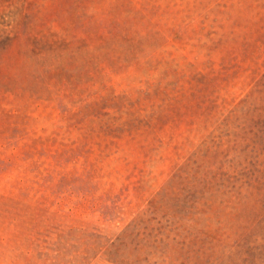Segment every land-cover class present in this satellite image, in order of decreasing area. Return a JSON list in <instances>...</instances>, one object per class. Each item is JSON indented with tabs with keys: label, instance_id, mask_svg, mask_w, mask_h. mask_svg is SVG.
Returning a JSON list of instances; mask_svg holds the SVG:
<instances>
[{
	"label": "rangeland",
	"instance_id": "1",
	"mask_svg": "<svg viewBox=\"0 0 264 264\" xmlns=\"http://www.w3.org/2000/svg\"><path fill=\"white\" fill-rule=\"evenodd\" d=\"M0 264H264V0H0Z\"/></svg>",
	"mask_w": 264,
	"mask_h": 264
}]
</instances>
